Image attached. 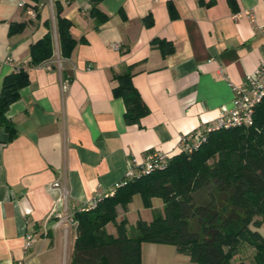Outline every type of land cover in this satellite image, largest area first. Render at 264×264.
<instances>
[{"label": "crops", "instance_id": "1", "mask_svg": "<svg viewBox=\"0 0 264 264\" xmlns=\"http://www.w3.org/2000/svg\"><path fill=\"white\" fill-rule=\"evenodd\" d=\"M55 3L76 41L67 59L59 52ZM98 7L108 20L95 29L89 0H0V90L17 68L29 78L5 116L15 137L0 127V264H70L73 210L119 183L130 160L153 151L176 156L180 136L213 124L231 105L232 85H243L264 60V0H103ZM45 23L51 70L30 67V47L47 33ZM15 24L24 29L11 36ZM159 41L173 52L163 56ZM128 68L148 110L130 125L112 80ZM134 202L131 228L163 208L154 198L145 209L136 195L126 211L117 209L118 221H128ZM106 231L116 234L112 224ZM248 256L237 261L250 264ZM141 264L194 263L172 245L143 243Z\"/></svg>", "mask_w": 264, "mask_h": 264}, {"label": "trees", "instance_id": "2", "mask_svg": "<svg viewBox=\"0 0 264 264\" xmlns=\"http://www.w3.org/2000/svg\"><path fill=\"white\" fill-rule=\"evenodd\" d=\"M102 1L89 0L95 29L108 20L98 7ZM62 11L55 3L59 52L67 59L76 41ZM45 26L47 33L30 47V67L53 56L51 28ZM23 29L21 24L10 25L9 35ZM157 47L163 56L174 50L165 41ZM131 77V68L112 76L117 83L113 95L124 102L128 125L137 124L148 113ZM28 83V73L18 68L2 82L0 127L10 139L16 128L6 119V112ZM136 195L145 209L152 208L154 198L162 201L163 208L151 221L138 220L128 231L126 220H117V209L126 211ZM74 220L77 235L70 264H141L143 243L172 245L194 264H243L237 257L246 253L250 264H264V234L260 232L264 227V99L255 110L252 126L210 133L192 154L179 153L165 170L125 181L95 208L76 212ZM109 224L115 227V235L107 233Z\"/></svg>", "mask_w": 264, "mask_h": 264}, {"label": "built area", "instance_id": "3", "mask_svg": "<svg viewBox=\"0 0 264 264\" xmlns=\"http://www.w3.org/2000/svg\"><path fill=\"white\" fill-rule=\"evenodd\" d=\"M19 6H23V3H20ZM27 14L31 20H34L36 17V13L33 10L27 11ZM112 48L114 50H119V46L116 44L112 45ZM55 62H59L58 57H56ZM40 65L47 70H51L49 61L43 62ZM263 79L264 60L254 72L245 76L243 85H232L233 98L231 105L221 109L213 124L201 125L193 132L180 136L178 142V154H192L206 142L208 135L214 131L239 127L247 128L252 126L255 110L264 99ZM172 158L173 156L168 154L153 151L148 152L141 161L135 159L130 160L124 173V177L119 183L115 184L108 192L96 194L86 205L74 209L73 214L95 208L102 199L113 196L115 191L123 185L125 181L138 179L150 175L151 173L165 170ZM70 222H72L71 219ZM30 242L31 238L27 237L26 249Z\"/></svg>", "mask_w": 264, "mask_h": 264}, {"label": "rangeland", "instance_id": "4", "mask_svg": "<svg viewBox=\"0 0 264 264\" xmlns=\"http://www.w3.org/2000/svg\"><path fill=\"white\" fill-rule=\"evenodd\" d=\"M160 200V199H159ZM132 210H133V213H131V215H129L128 216V221H127V219H126V222H127V226H128V223H129V226L127 227L130 231L133 229V227L135 226V225H133V227L131 228V223H132V220H131V216H133L134 217V219L137 217V208L135 207V202L134 203H132ZM136 224V223H135ZM260 232L262 233V234H264V227H262L261 229H260Z\"/></svg>", "mask_w": 264, "mask_h": 264}]
</instances>
